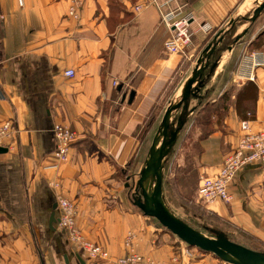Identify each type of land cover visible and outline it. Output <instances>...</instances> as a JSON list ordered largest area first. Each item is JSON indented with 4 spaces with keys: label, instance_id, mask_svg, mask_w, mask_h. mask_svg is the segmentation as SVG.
<instances>
[{
    "label": "crops",
    "instance_id": "1",
    "mask_svg": "<svg viewBox=\"0 0 264 264\" xmlns=\"http://www.w3.org/2000/svg\"><path fill=\"white\" fill-rule=\"evenodd\" d=\"M178 1L193 17L185 54L165 49L170 30L160 8L135 11L139 0H83L77 17L68 15L70 0H23L22 6L0 0V124L10 120L14 128L0 153V264H81L78 257L84 264H113L128 251L129 232L140 254L163 262L175 253L176 236L134 205L133 183L148 157L143 146L149 142L150 149L166 107L180 99L199 54L218 33L216 66L206 69L198 97L188 101V117L206 107L222 116L206 123L214 130L204 139L202 167L213 173L236 144L238 99L244 107L252 101L250 125L261 126L264 65L254 81L238 70L242 49L264 36V9L250 24L242 17L251 15L255 0ZM68 69L72 77L64 74ZM246 83L256 86L257 98H238ZM54 124L79 136L64 163L53 158ZM228 190L229 201L208 208L264 245V164L238 171ZM59 196L75 204L76 228L109 258L83 255L58 220L49 228L55 203L58 219ZM182 264L228 263L202 254Z\"/></svg>",
    "mask_w": 264,
    "mask_h": 264
},
{
    "label": "built area",
    "instance_id": "2",
    "mask_svg": "<svg viewBox=\"0 0 264 264\" xmlns=\"http://www.w3.org/2000/svg\"><path fill=\"white\" fill-rule=\"evenodd\" d=\"M20 6L23 0H17ZM83 0H70L68 15L77 17V9L81 7ZM173 2L174 6H171ZM146 5H155L160 8L161 20L170 30V37L164 42V47L169 53L185 54L186 49L191 45L193 30L191 21L193 17L190 13L184 12L185 4L178 0H139L134 5V10L139 11ZM167 6V10H162ZM208 28H206L207 30ZM264 65V53L252 51L243 54L242 62L238 70V75L244 76L249 81L255 80V70ZM66 76L72 77L74 71L68 69L64 72ZM245 74V75H243ZM259 100L264 106V90L259 94ZM14 131L10 120L0 124V147H8L7 140ZM53 134L55 138V148L53 158L57 163H64L68 158V151L71 145L79 139L78 134L67 125L54 124ZM264 164V118L259 128L253 129L249 120H244L240 124V134L236 144L232 148L217 169L206 176H202L197 189V196L203 203L211 204L214 201H229V183L235 178L238 171L249 165ZM59 215L57 227L61 229L68 239L77 244L83 255L91 259L109 258L108 252L99 245L87 240L75 226L76 206L65 197L59 196L57 199ZM134 234L129 232L125 239L128 251L125 255L113 260V264H182L184 259L195 258L196 253L187 247L180 240L178 251L163 262L156 261L146 255L140 254L132 247Z\"/></svg>",
    "mask_w": 264,
    "mask_h": 264
},
{
    "label": "water",
    "instance_id": "3",
    "mask_svg": "<svg viewBox=\"0 0 264 264\" xmlns=\"http://www.w3.org/2000/svg\"><path fill=\"white\" fill-rule=\"evenodd\" d=\"M263 9L264 0H255V7L252 9L251 15L242 17V19L251 24ZM246 30L247 28L234 37L232 43L226 47L227 53H229L234 45L244 36ZM222 40L223 35L218 33L204 47L196 60L191 75L183 85L180 99L175 103H170L168 107H166L159 126L153 136L148 158L145 161L143 169L139 173L134 190L135 199L133 202L145 216L156 219L166 230L174 234L178 239L190 247H196L205 253L212 254L228 264H264V252L232 241L222 233L215 237L208 236L178 218L168 210L162 195L165 157L176 141L178 134L186 121L188 112L193 110H188L189 99L192 97H198V92L203 86V78L207 75L206 69L209 67L212 72L216 66L218 60L216 61L214 57L219 51L218 44H220ZM132 97L133 93L130 94L129 98L132 99ZM177 110H181V113L176 120L173 121V112ZM159 134L162 139L159 143L158 149H156ZM5 151V147H0V153ZM147 179H151L154 183L150 195V192L143 188V184ZM55 208L56 203L53 205V210L49 217V228L52 230L55 228L53 224L58 220L55 216ZM78 258L80 263L84 264L81 257Z\"/></svg>",
    "mask_w": 264,
    "mask_h": 264
},
{
    "label": "rangeland",
    "instance_id": "4",
    "mask_svg": "<svg viewBox=\"0 0 264 264\" xmlns=\"http://www.w3.org/2000/svg\"><path fill=\"white\" fill-rule=\"evenodd\" d=\"M263 43L264 36L259 39L254 47L243 48L241 51V57L243 54L246 55L248 50L262 52L264 47L261 44ZM252 84L253 83H250L249 85ZM254 86H252L253 90L251 96L248 97L249 99L252 98V96H256L257 98L256 86L255 88ZM239 101L240 100L238 99L237 105H242L243 107V109L240 108L242 111L240 113V118L242 119L238 122L240 126L241 122L244 120H249L251 122L253 119V106L251 100L245 102V107L243 106L244 104ZM202 110H206V112L201 114L196 112L189 117L186 116V121L181 128L176 141L165 157L162 185L164 203L170 212L197 230L205 232L208 236L215 237L222 233L232 241L247 247L252 246V249L264 252V245H262L257 239L251 236V234L235 227L228 219L222 218L215 210H213V208H208L210 204L203 203L197 196V189L201 177L209 175V172L202 167L203 164L200 160V156L204 151V139L210 134V132H212V130H214V125L212 126L206 123L213 121L214 118H216L214 122L218 121V118L222 117L218 113H213V109L211 108L207 109L206 107V109ZM213 116L215 117L213 118ZM177 117L178 115L172 116V120L175 121ZM238 137L239 135L237 136V139ZM143 149L145 152L144 156H146V153L149 154V142L143 146ZM231 151L232 149H230L226 155ZM143 165L144 163L142 166ZM136 184L137 181L135 180L133 185L136 187ZM150 184L153 185L154 183L150 180L149 185ZM212 234L214 236H212ZM176 239L177 247L175 252L178 251L180 246V239L177 237ZM77 246L78 245L76 244V249ZM187 247L191 248V250L196 253V256L208 254L196 247H190L188 245Z\"/></svg>",
    "mask_w": 264,
    "mask_h": 264
},
{
    "label": "trees",
    "instance_id": "5",
    "mask_svg": "<svg viewBox=\"0 0 264 264\" xmlns=\"http://www.w3.org/2000/svg\"><path fill=\"white\" fill-rule=\"evenodd\" d=\"M249 84L250 83L244 84V87L242 88V90L239 91L238 94H237L238 98H241V97L242 98H247V97L251 96V93H252V90H253L252 86H254V85L253 84L249 85ZM203 233L205 234V232H203ZM212 236H214V235L212 234Z\"/></svg>",
    "mask_w": 264,
    "mask_h": 264
},
{
    "label": "bare ground",
    "instance_id": "6",
    "mask_svg": "<svg viewBox=\"0 0 264 264\" xmlns=\"http://www.w3.org/2000/svg\"><path fill=\"white\" fill-rule=\"evenodd\" d=\"M161 139H162V137H161V135L159 134L158 135V143H157V145H156V149H158V147H159V143H160V141H161ZM151 179H147L145 182H144V184H143V188L146 190V191H148V192H150L151 191V189H152V186L153 185H149V181H150ZM151 194V192L149 193V195Z\"/></svg>",
    "mask_w": 264,
    "mask_h": 264
}]
</instances>
